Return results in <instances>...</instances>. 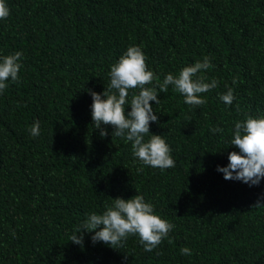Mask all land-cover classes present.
I'll list each match as a JSON object with an SVG mask.
<instances>
[{"label": "trees", "instance_id": "obj_1", "mask_svg": "<svg viewBox=\"0 0 264 264\" xmlns=\"http://www.w3.org/2000/svg\"><path fill=\"white\" fill-rule=\"evenodd\" d=\"M4 2L0 58L22 56L18 81L0 93V264H264V207H252L264 179L250 187L217 171L238 151L230 146L235 123L264 118V0ZM131 46L159 77L146 85L157 92L169 73L205 57L212 67L193 79L218 82L198 107L171 86L150 102L158 116L150 134L162 136L175 161L163 171L134 159L111 126L102 138L91 118L88 90H108L111 66ZM229 89L231 105L219 99ZM138 92L129 91L126 113ZM136 194L175 225L152 252L138 236L115 250L94 244V233L82 246L70 241L90 214Z\"/></svg>", "mask_w": 264, "mask_h": 264}, {"label": "clouds", "instance_id": "obj_2", "mask_svg": "<svg viewBox=\"0 0 264 264\" xmlns=\"http://www.w3.org/2000/svg\"><path fill=\"white\" fill-rule=\"evenodd\" d=\"M9 9L4 0H0V20L7 19ZM22 53L16 52L0 58V93L6 87L9 79L18 81V73L21 64ZM212 67L208 57L203 62L197 61L194 65L183 67L178 76L169 73L155 87H146L154 80L158 81L154 72L148 70L145 56L140 47L131 46L127 49L119 61L111 66L110 85L108 90L97 94L91 90L92 97L91 118L96 129H101L100 136L106 137L107 131L102 126H111L114 131L112 136L121 137L125 142H131L133 158L139 160L144 166L166 170L175 166V161L170 156V148L162 136L150 134V124L158 122L150 102L158 105L159 93H167L169 86L174 92L184 97V103L198 107L204 105L206 100L201 94L207 93L217 87V81L206 83L204 76H197L204 70ZM235 82V81H234ZM139 89L130 101L131 111H125V105L129 103L130 90ZM115 90V91H113ZM219 99L227 105L234 100L233 91L220 95ZM212 132H220L222 129L213 128ZM32 136L40 134V125L37 121L30 129ZM150 136L148 141L145 136ZM230 146L238 151H232L228 155L227 167H218L217 171L224 174L225 180L240 181L251 186H258L264 179V118L247 117L243 122H236L230 140ZM142 171V169H139ZM113 204L103 214L92 213L81 225L70 241L76 245H83L84 233H94L92 242H103L112 249L122 246V242L129 236H138L139 243L145 252H152L163 239L167 238L175 225L161 219L154 214L151 203H146L142 195L136 194L131 199H112ZM264 196L256 201L252 207H264ZM77 233H80L78 236ZM171 242V240H169ZM182 255H191V251L185 247L181 249Z\"/></svg>", "mask_w": 264, "mask_h": 264}]
</instances>
